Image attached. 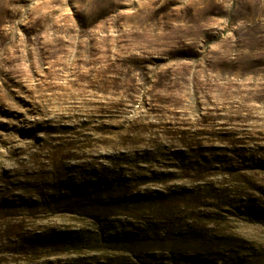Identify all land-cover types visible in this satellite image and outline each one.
Returning a JSON list of instances; mask_svg holds the SVG:
<instances>
[{"label":"rangeland","instance_id":"rangeland-1","mask_svg":"<svg viewBox=\"0 0 264 264\" xmlns=\"http://www.w3.org/2000/svg\"><path fill=\"white\" fill-rule=\"evenodd\" d=\"M190 22L199 58L160 64ZM254 22L264 0H0V264H264L260 80L213 70Z\"/></svg>","mask_w":264,"mask_h":264},{"label":"trees","instance_id":"trees-1","mask_svg":"<svg viewBox=\"0 0 264 264\" xmlns=\"http://www.w3.org/2000/svg\"><path fill=\"white\" fill-rule=\"evenodd\" d=\"M198 26L195 23L190 22L184 25H177V27H167L161 30V34L164 37L161 39V45L157 46V50L161 53L160 64H166L169 61L172 63H177L178 61L184 62H194L200 56V45L198 34ZM239 40V39H238ZM143 53V52H142ZM147 55L146 53H144ZM140 55V54H139ZM146 56L143 58L141 56L133 55L130 58V64L138 68L141 72L148 73L149 66H152L150 62H155V57ZM158 62V61H157ZM213 70L220 74H225L231 77H240L250 80L259 79L260 85L257 87L258 92H255L256 97L253 102L258 106H264V22L263 23H248L246 24L242 34L240 36V41L238 42V47L236 51L225 57L220 63L216 64ZM166 78H161V81H169V77L176 79L175 72H166ZM159 77V76H158ZM170 78V79H171ZM183 161V159H181ZM95 188H91L90 192H93ZM83 195H91L88 193H82ZM60 199L67 200V196H62ZM57 201H54V204ZM90 207V206H89ZM84 209L86 206H80ZM101 207H99L100 209ZM141 237L125 238L121 241L123 245H128V243H134L133 240H140ZM44 245L54 248L57 245H63L67 241L63 237L53 236L43 240ZM32 247L34 244H38V240L30 241ZM173 245V244H172ZM170 258L175 259L176 262L186 264L191 256L187 255L180 247L171 246L170 247Z\"/></svg>","mask_w":264,"mask_h":264}]
</instances>
